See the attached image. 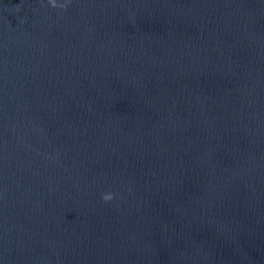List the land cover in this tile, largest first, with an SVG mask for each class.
I'll return each mask as SVG.
<instances>
[{
	"label": "water",
	"instance_id": "obj_1",
	"mask_svg": "<svg viewBox=\"0 0 264 264\" xmlns=\"http://www.w3.org/2000/svg\"><path fill=\"white\" fill-rule=\"evenodd\" d=\"M55 3L0 0V264H264V0Z\"/></svg>",
	"mask_w": 264,
	"mask_h": 264
},
{
	"label": "clouds",
	"instance_id": "obj_2",
	"mask_svg": "<svg viewBox=\"0 0 264 264\" xmlns=\"http://www.w3.org/2000/svg\"><path fill=\"white\" fill-rule=\"evenodd\" d=\"M48 3L51 7L55 8L57 7L55 0H48ZM103 201L105 203L111 202L113 200V196L111 194H106L102 197Z\"/></svg>",
	"mask_w": 264,
	"mask_h": 264
}]
</instances>
